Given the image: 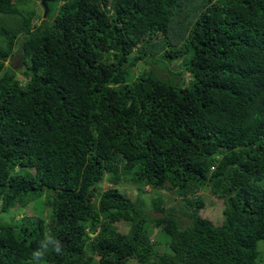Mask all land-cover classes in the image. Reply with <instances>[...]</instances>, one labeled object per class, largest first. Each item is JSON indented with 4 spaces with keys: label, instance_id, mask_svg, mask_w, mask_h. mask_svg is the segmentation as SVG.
Listing matches in <instances>:
<instances>
[{
    "label": "trees",
    "instance_id": "obj_1",
    "mask_svg": "<svg viewBox=\"0 0 264 264\" xmlns=\"http://www.w3.org/2000/svg\"><path fill=\"white\" fill-rule=\"evenodd\" d=\"M19 1L0 0L19 17H0V209L43 195L47 210L0 221V264H256L264 0H43L55 14L35 25ZM15 43L22 78L4 65ZM139 59L159 68L133 77ZM160 190L184 202L162 207Z\"/></svg>",
    "mask_w": 264,
    "mask_h": 264
},
{
    "label": "rangeland",
    "instance_id": "obj_2",
    "mask_svg": "<svg viewBox=\"0 0 264 264\" xmlns=\"http://www.w3.org/2000/svg\"><path fill=\"white\" fill-rule=\"evenodd\" d=\"M31 3V9L33 11V15H32V24H37L40 20V17H42L43 15V7L41 6V2L40 0H28ZM28 1H19L18 2V8H25L27 7ZM29 3V4H30ZM55 14V8L51 9V11L49 12V15H45L44 17L47 18L48 20H51L53 15ZM0 17L5 18V22L9 25L12 26L17 20H18V16H13V17H6V15L4 16V14H0ZM43 17V18H44ZM159 38V36H146L144 38V40L138 44L137 46H135V49L133 51V53L131 54V58L137 54H139L138 49L145 43L147 42H151L153 40H157ZM17 43V42H16ZM15 43V45L13 46V49L11 51V54L7 61H5L4 65L7 68H10L16 75L17 78H22L23 77V70H24V65L23 63L20 61V56L17 53V44ZM185 56H181L180 58H178L177 60H173L170 63H168V69H170L171 71L175 72L181 69V65L182 62L184 61ZM161 66V64H160ZM159 66L149 60V59H139L135 62L134 66L132 67V75L133 77L135 76L136 73L143 71V70H149V69H158ZM164 72H160V74L162 75ZM16 170V168L14 169ZM109 186V183H107L106 181H101L99 184V188L104 190L105 188H107ZM118 190L123 193L124 195L130 197V198H135L136 197V187L133 185H129V184H123L117 187ZM145 193L148 192L147 194H142L141 198L143 199L146 208L149 210V214L150 216H157V213H155V211H152V208L149 207V199L147 197V195H150L151 191L148 189V187L144 188ZM198 195L200 196H204L207 201H204V209L200 212L201 216L208 218L210 220H212L214 223L217 221V219L220 216V201L207 189H200L198 191H196ZM161 199L163 200L161 206L162 207H166L169 208V206L173 205L174 207L177 205H180L181 203H183L184 198H180L179 196H177L174 193H171L168 190H160L159 193ZM36 207L31 206V203L29 202L25 207L19 206V205H14L9 207L7 210H1L0 209V221L2 222H7L11 225H18L20 220L24 217H32L35 214H40V212H45L47 210L46 207H44L43 204V195L40 196L38 198V201L36 202V204H34ZM179 221V220H178ZM182 225L186 223V219L184 216H182L180 218L179 221ZM117 228L120 229V225L118 224L116 226ZM157 229L156 228L153 229V232H155ZM121 230L125 231L126 227H122ZM156 249L166 252L169 251V248L166 245H156L155 247ZM256 249H257V256H256V264H264V240H257L256 242ZM39 264H44V261H39ZM128 264H139L134 260H129Z\"/></svg>",
    "mask_w": 264,
    "mask_h": 264
},
{
    "label": "water",
    "instance_id": "obj_3",
    "mask_svg": "<svg viewBox=\"0 0 264 264\" xmlns=\"http://www.w3.org/2000/svg\"><path fill=\"white\" fill-rule=\"evenodd\" d=\"M40 2L42 4V6H43V16H45V13H46V5H45V3H44L43 0H41Z\"/></svg>",
    "mask_w": 264,
    "mask_h": 264
},
{
    "label": "clouds",
    "instance_id": "obj_4",
    "mask_svg": "<svg viewBox=\"0 0 264 264\" xmlns=\"http://www.w3.org/2000/svg\"><path fill=\"white\" fill-rule=\"evenodd\" d=\"M43 7V6H42ZM46 14V13H45ZM43 16V15H42ZM57 251H59V249H57Z\"/></svg>",
    "mask_w": 264,
    "mask_h": 264
}]
</instances>
